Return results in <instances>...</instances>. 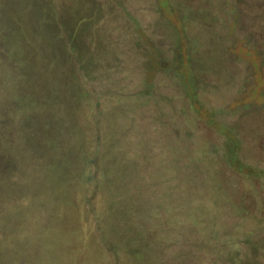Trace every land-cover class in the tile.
Masks as SVG:
<instances>
[{"label":"rangeland","instance_id":"rangeland-1","mask_svg":"<svg viewBox=\"0 0 264 264\" xmlns=\"http://www.w3.org/2000/svg\"><path fill=\"white\" fill-rule=\"evenodd\" d=\"M210 115L264 173V0H0V264H264Z\"/></svg>","mask_w":264,"mask_h":264},{"label":"trees","instance_id":"trees-1","mask_svg":"<svg viewBox=\"0 0 264 264\" xmlns=\"http://www.w3.org/2000/svg\"><path fill=\"white\" fill-rule=\"evenodd\" d=\"M210 9L207 7V5L203 4L202 7L199 10H195V8L191 9V18L192 20L195 21L197 24L196 26V31L198 33L196 37V42L192 43L189 45V48H193L196 51H202L203 48H206L207 45L205 46V37L207 36V33L210 29L209 24L207 23L208 20H210ZM197 21V22H196ZM235 25V24H234ZM186 31H189L185 28ZM191 31H195L191 27ZM194 37V35H190ZM204 38V40H203ZM207 38V37H206ZM201 42V44H200ZM209 48V47H207ZM210 56L209 54H207ZM209 62V58L207 57L202 60V65L206 67V64ZM208 67V66H207ZM206 67V68H207ZM90 70V66L87 67L86 69V76L88 77ZM206 71V69L204 68ZM207 72L209 70L207 69ZM193 99L194 97L196 98V94L192 95ZM211 119L205 121L206 124L211 127L214 131H217V133L222 137L223 143H222V149H221V158L224 161V163L233 171L243 174L247 176L248 178H258L262 177L264 173L260 171H254V169H251V166L245 162L242 158L243 154V145L242 141L239 138L238 132H237V127L232 125L231 123L229 124H221L219 122H216L213 120L211 115L209 116ZM256 253V252H254ZM247 264H257V262H248Z\"/></svg>","mask_w":264,"mask_h":264}]
</instances>
